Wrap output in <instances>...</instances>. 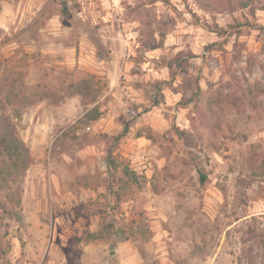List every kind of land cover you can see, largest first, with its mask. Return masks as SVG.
I'll use <instances>...</instances> for the list:
<instances>
[{"label": "rangeland", "instance_id": "1", "mask_svg": "<svg viewBox=\"0 0 264 264\" xmlns=\"http://www.w3.org/2000/svg\"><path fill=\"white\" fill-rule=\"evenodd\" d=\"M0 264H264V0H0Z\"/></svg>", "mask_w": 264, "mask_h": 264}, {"label": "built area", "instance_id": "2", "mask_svg": "<svg viewBox=\"0 0 264 264\" xmlns=\"http://www.w3.org/2000/svg\"><path fill=\"white\" fill-rule=\"evenodd\" d=\"M86 130L89 131L90 128L87 127ZM132 162H136L137 164H140V165H138V169L147 170V166L145 164L146 160H145V156L143 154L135 157Z\"/></svg>", "mask_w": 264, "mask_h": 264}, {"label": "trees", "instance_id": "3", "mask_svg": "<svg viewBox=\"0 0 264 264\" xmlns=\"http://www.w3.org/2000/svg\"><path fill=\"white\" fill-rule=\"evenodd\" d=\"M241 7H242V8L246 7V6H245V3H243V4L241 5ZM204 180H205V177H204L203 175H200V183H203Z\"/></svg>", "mask_w": 264, "mask_h": 264}, {"label": "water", "instance_id": "4", "mask_svg": "<svg viewBox=\"0 0 264 264\" xmlns=\"http://www.w3.org/2000/svg\"><path fill=\"white\" fill-rule=\"evenodd\" d=\"M111 254H113V252H111Z\"/></svg>", "mask_w": 264, "mask_h": 264}]
</instances>
